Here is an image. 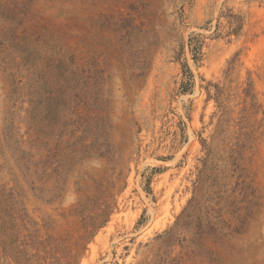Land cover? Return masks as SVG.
<instances>
[{"label":"rangeland","instance_id":"1","mask_svg":"<svg viewBox=\"0 0 264 264\" xmlns=\"http://www.w3.org/2000/svg\"><path fill=\"white\" fill-rule=\"evenodd\" d=\"M0 264H264V0H0Z\"/></svg>","mask_w":264,"mask_h":264},{"label":"trees","instance_id":"2","mask_svg":"<svg viewBox=\"0 0 264 264\" xmlns=\"http://www.w3.org/2000/svg\"><path fill=\"white\" fill-rule=\"evenodd\" d=\"M188 76H189V77H192V75H191V74H188ZM187 78H188V77H187ZM188 79H189V78H188ZM188 83H190V80L187 82V84H188Z\"/></svg>","mask_w":264,"mask_h":264}]
</instances>
